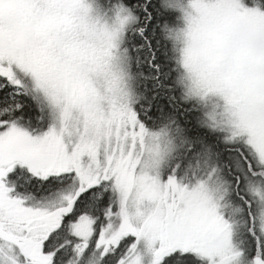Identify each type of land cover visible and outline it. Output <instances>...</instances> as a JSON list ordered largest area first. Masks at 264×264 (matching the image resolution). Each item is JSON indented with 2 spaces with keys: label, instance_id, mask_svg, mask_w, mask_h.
<instances>
[{
  "label": "snow or ice",
  "instance_id": "snow-or-ice-1",
  "mask_svg": "<svg viewBox=\"0 0 264 264\" xmlns=\"http://www.w3.org/2000/svg\"><path fill=\"white\" fill-rule=\"evenodd\" d=\"M0 264H264V0H0Z\"/></svg>",
  "mask_w": 264,
  "mask_h": 264
}]
</instances>
